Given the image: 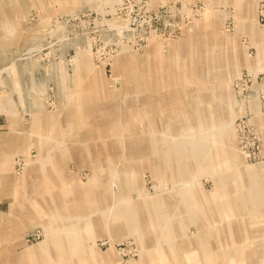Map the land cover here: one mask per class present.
Returning <instances> with one entry per match:
<instances>
[{
  "label": "rangeland",
  "instance_id": "obj_1",
  "mask_svg": "<svg viewBox=\"0 0 264 264\" xmlns=\"http://www.w3.org/2000/svg\"><path fill=\"white\" fill-rule=\"evenodd\" d=\"M241 262L264 0H0V264Z\"/></svg>",
  "mask_w": 264,
  "mask_h": 264
},
{
  "label": "crops",
  "instance_id": "obj_2",
  "mask_svg": "<svg viewBox=\"0 0 264 264\" xmlns=\"http://www.w3.org/2000/svg\"><path fill=\"white\" fill-rule=\"evenodd\" d=\"M3 178V177H2ZM4 179L6 180V181H9L10 179H8L6 176L4 177ZM7 186H10V187H12L11 185H7ZM240 264H243V262H241Z\"/></svg>",
  "mask_w": 264,
  "mask_h": 264
}]
</instances>
